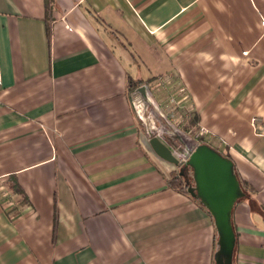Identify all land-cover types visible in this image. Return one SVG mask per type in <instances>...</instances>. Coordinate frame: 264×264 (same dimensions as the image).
Masks as SVG:
<instances>
[{"label":"crops","instance_id":"1","mask_svg":"<svg viewBox=\"0 0 264 264\" xmlns=\"http://www.w3.org/2000/svg\"><path fill=\"white\" fill-rule=\"evenodd\" d=\"M159 76L186 87L195 149L235 165L231 263L206 203L170 184L179 169L195 186L193 170L152 143L177 158L182 139L142 121ZM253 117L264 125V0H0V264H264Z\"/></svg>","mask_w":264,"mask_h":264},{"label":"water","instance_id":"2","mask_svg":"<svg viewBox=\"0 0 264 264\" xmlns=\"http://www.w3.org/2000/svg\"><path fill=\"white\" fill-rule=\"evenodd\" d=\"M152 143L162 157L179 164L170 148L161 140L156 137L152 139ZM190 168L193 170L196 184L190 186L188 180V190L196 198L200 197L214 215L220 233L221 250L218 254L228 257L231 263L236 243L231 213L236 200L244 196L235 165L230 158L203 143L193 150L187 163L182 166L181 174Z\"/></svg>","mask_w":264,"mask_h":264},{"label":"built area","instance_id":"3","mask_svg":"<svg viewBox=\"0 0 264 264\" xmlns=\"http://www.w3.org/2000/svg\"><path fill=\"white\" fill-rule=\"evenodd\" d=\"M152 82L154 83H151L152 85L150 88L154 94L148 93V103L142 102L140 113L145 127L154 131V133H156L155 135H161L163 134V131L167 130V128L157 125V119H164L168 125L175 121V119H173L174 112L181 113L182 117L184 116L183 119L186 121V119H189V116H191L193 111L182 106L184 104L183 102L189 98L186 87L182 86V83H176L171 76H159ZM162 92H164V96L160 99L161 101H156L154 97H157V95ZM150 105L152 106V110L149 111V115L143 114L145 113L143 111H146L147 107ZM156 111L159 113V116L154 114ZM251 123L258 135H264V125L259 124L258 117H253ZM174 129V132L181 136L182 134H185L182 132V129L178 128V126ZM209 132L210 130L207 127L201 126L196 137H205ZM193 150H195V144L191 143L189 146H185L182 151L178 152L177 158L179 166H184L185 163H187Z\"/></svg>","mask_w":264,"mask_h":264},{"label":"rangeland","instance_id":"4","mask_svg":"<svg viewBox=\"0 0 264 264\" xmlns=\"http://www.w3.org/2000/svg\"><path fill=\"white\" fill-rule=\"evenodd\" d=\"M150 110H152V106L151 105L147 107V111L144 110L145 113H143V114L149 115V111ZM176 113L177 112H174V115H173V118L175 119L174 123L177 124L176 126H178V128H180L182 130L184 129L182 132L185 133V134H182V136L179 135L178 133L174 132L175 129L173 130V127L171 128V126H169V127L165 126L167 123L165 122L164 119H157V125L162 126V127H166L168 131L172 130V132H171L172 134L168 133V135L169 136H173L174 137L173 138L174 141H175L176 138H181L182 139V140L180 139L181 140L180 142H177L179 139H176L177 140L176 141L177 142L176 145H178V144L182 145V141H183L185 146H189L191 143L195 144V138H193L194 141L191 138L193 133H195L196 130H197L195 125L193 124V121L192 120H188V122H187L183 118H181V113L180 114H176ZM154 114H156V116H159V113H157V111ZM176 115H177V117H175ZM181 124H184L185 126H182ZM184 145H182V146L184 147ZM174 175H179V169H178V171L176 170ZM181 180H182V178L181 179L179 178L178 180H177V178H175V180H173V182H174L173 184H175V185H179L180 184V185H182V187L185 188L184 190H186L187 186H186L185 182H182ZM183 180H184V178H183Z\"/></svg>","mask_w":264,"mask_h":264},{"label":"trees","instance_id":"5","mask_svg":"<svg viewBox=\"0 0 264 264\" xmlns=\"http://www.w3.org/2000/svg\"><path fill=\"white\" fill-rule=\"evenodd\" d=\"M48 1V0H47ZM155 79V78H154ZM153 81V79H151V80H147V81H145V82H147V83H149V82H152ZM141 82H143V81H140V82H138V81H133V80H131V81H129V84L130 85H133V86H131V88H134V87H136V86H138ZM191 120V119H190ZM193 121V120H192ZM194 122H195V120L193 121V124H194ZM175 178H177V180L180 178H182V182H185V184L187 183L186 181H184L183 180V177L180 175V173H179V175H174V176H172V180H171V182H170V184L172 185V186H174V187H178V188H180V189H185L184 187H182V185H175V184H173L174 182H173V180H175ZM15 185V184H14ZM186 186H188V184H186ZM14 189H15V191L16 192H18L19 194H21L22 196H23V198H26V195H25V193H24V191L19 187V185L17 186V185H15V187H14Z\"/></svg>","mask_w":264,"mask_h":264}]
</instances>
